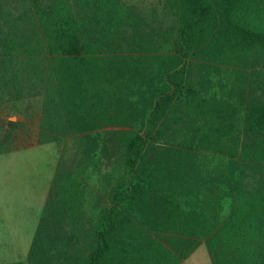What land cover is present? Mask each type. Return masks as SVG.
Returning <instances> with one entry per match:
<instances>
[{
    "label": "trees",
    "instance_id": "16d2710c",
    "mask_svg": "<svg viewBox=\"0 0 264 264\" xmlns=\"http://www.w3.org/2000/svg\"><path fill=\"white\" fill-rule=\"evenodd\" d=\"M168 3L162 51L122 0H0V106L38 99V143L70 144L27 264H181L202 243L212 264H264V0ZM193 66L228 70L227 90L195 83ZM0 126L9 152L25 124ZM158 143L234 164L226 218L217 195L162 183ZM93 181L106 202L91 221Z\"/></svg>",
    "mask_w": 264,
    "mask_h": 264
},
{
    "label": "rangeland",
    "instance_id": "374dc122",
    "mask_svg": "<svg viewBox=\"0 0 264 264\" xmlns=\"http://www.w3.org/2000/svg\"><path fill=\"white\" fill-rule=\"evenodd\" d=\"M122 1L132 6L142 18L145 24L144 33L146 37L154 42L158 48L160 47V50L167 49L168 44L164 34L171 31L176 25V13L169 5L168 0ZM192 80L195 83L202 80L210 93L220 94L227 90L232 78L230 72L224 68H202L201 73L199 66H193ZM37 103L38 99L36 98L15 105L5 103L0 106V120L1 124L9 120L22 121L25 124L23 131L14 132L11 145L8 147L11 149L26 147L27 154L20 160L24 168L23 173L26 168L34 169V166H37L39 185L40 187L45 186L44 190L48 196V189H50L49 186L52 182L50 180L52 170L56 168L61 152L70 144L67 141L38 143L35 118ZM3 135L4 127L0 126V139ZM106 141L112 158L119 155V148L114 141L107 137ZM152 155L157 158L163 168L161 181L165 186H170L171 183L199 199L207 195H217L223 203V217L228 216L231 207L230 187L234 176V164L231 161L209 153L191 151L185 146L172 147L165 143L154 144L150 147L147 157ZM41 173L45 175L46 179H41ZM28 175L29 170L27 174H23L24 181ZM30 176L33 177V174ZM172 180H174L173 183ZM86 195L87 219L93 221L96 218L98 208L105 204L106 197L104 191L94 181L89 185ZM24 240L23 238V242ZM26 262L23 264H27Z\"/></svg>",
    "mask_w": 264,
    "mask_h": 264
},
{
    "label": "crops",
    "instance_id": "0c3cea01",
    "mask_svg": "<svg viewBox=\"0 0 264 264\" xmlns=\"http://www.w3.org/2000/svg\"><path fill=\"white\" fill-rule=\"evenodd\" d=\"M25 149L0 153V264L26 262L46 202L47 192L45 186L39 185L37 166L26 168L23 173L20 160L27 154ZM28 170L24 181L23 174ZM40 177L46 179L43 173ZM181 264H212L206 245L202 243Z\"/></svg>",
    "mask_w": 264,
    "mask_h": 264
}]
</instances>
